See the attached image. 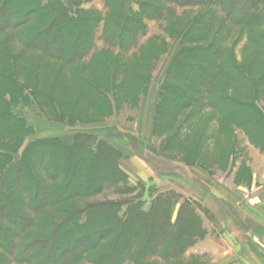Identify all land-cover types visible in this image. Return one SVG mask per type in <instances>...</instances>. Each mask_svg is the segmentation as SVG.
<instances>
[{
    "label": "rangeland",
    "instance_id": "rangeland-1",
    "mask_svg": "<svg viewBox=\"0 0 264 264\" xmlns=\"http://www.w3.org/2000/svg\"><path fill=\"white\" fill-rule=\"evenodd\" d=\"M43 1L47 5L55 4L60 10L67 8L68 12L64 15L68 14V17L74 19H79L86 12L92 16H106L108 10L107 0ZM122 1L127 9L137 10L139 7L137 0ZM250 1L239 0L235 3L234 10L237 13L239 7L244 6L236 20L244 16L245 11L258 18L264 16V0H255L258 2L256 6L248 8L247 3ZM20 4L24 6L22 9L15 8ZM168 7L172 10L171 14L174 13L171 21L165 17L146 22L148 34L141 36L139 41L146 50L141 51L137 47L126 52L116 46H108L102 38L101 23L92 30L94 39L89 52L81 59L69 61L71 53L88 44L85 40L79 43V39H69L68 36L77 31L75 26H65L63 33H58L57 27H50L47 23L49 13L30 12L33 8L29 7V0L24 3L22 0H0V105L6 104L10 111L14 110L22 118V128L26 127L22 132L21 128L1 125L0 145L19 152L8 154L9 158L0 159V163L20 159L23 151L38 140L60 139L69 144L75 136L82 137L86 141L90 140V144L95 142L93 149L98 148L99 142L113 147L119 154V162L115 160L116 163L134 188L123 193L105 188L99 195L74 198L60 206L48 207L38 215H31L27 210L23 216L33 218L36 226L24 231L19 240L12 237L16 243L25 245L37 240H47L53 224L60 223L66 214H73L79 207L89 203H119L117 217L122 221L133 216L130 212L135 207V213L149 216L146 219H151L160 207L156 212L168 214L175 231L181 228L180 219L182 218L183 223V218L190 216L189 209L192 206L199 217L201 237L180 256L166 259L156 254L147 255L139 260L140 264H263L264 226L261 219L264 215L261 210L248 203L246 198H251L252 194L246 192V189L252 185L255 174L258 175L264 168V151L256 146L257 143L264 144V123L255 120L248 125L250 134L255 139V143H252L238 126L220 123L217 119L211 122L210 129L206 132L207 142L204 141L200 151L195 144L200 140L204 125L213 113L211 109H204L205 113H202L194 126L184 130L178 146L166 149V136H172L177 131L178 126H181L180 121L189 110L166 135L161 136L154 129L157 104L160 102L167 70L178 51L183 48L176 32L181 31L192 17L205 11L201 7L186 8L169 3ZM216 9L221 10L219 6ZM221 14L220 11L217 17L223 19ZM220 19L216 22L217 26L222 21ZM61 24L64 25L63 22ZM169 29L173 31L172 37L167 33ZM38 32L40 36L37 35ZM233 32L231 39L225 44L224 61L234 60L236 64L252 70L255 81L260 78L262 81L264 43L258 37L264 36V26L238 24ZM64 33L67 34L65 38ZM162 42L166 43L165 53V45L161 48ZM152 50L154 52L151 54ZM120 64L126 65V75L116 71L114 76L113 71ZM124 80L126 82L118 95L115 91L110 94L112 104L106 103L99 87V91L92 87L93 83L101 88H108L112 83L118 86ZM226 85V78L220 77L211 92L212 97L219 95V88ZM260 85V89L264 90V81ZM235 89L241 92L243 86L239 84ZM115 96H119L120 100L117 101ZM126 99L132 100V103ZM254 103L264 111V93ZM61 111L64 117L60 116ZM146 117L152 120L151 130L147 132L144 124H140V127L137 124L138 121L144 123ZM234 119L237 122L241 120L238 117ZM39 120L41 122L37 124ZM43 126L46 128L45 133H41ZM197 152L200 155L195 158ZM80 174L83 177L85 173ZM0 202L3 204V199L0 198ZM3 214L10 215L8 217L12 222L22 221L21 217L11 215L8 210ZM112 216L106 210L95 215L94 219L104 226L102 222H111ZM86 220L85 217L82 218L83 223ZM0 223L10 236L14 230L12 225L9 226L4 221ZM63 228L64 232L69 230ZM64 232L58 234L60 236H57V242L62 248L72 249L70 247L80 237L78 234L68 235ZM100 233L104 237L100 246L77 264H98V256L107 250L114 238L110 227H102ZM141 233L134 247L136 251L143 247V239L146 238ZM7 238L1 237L2 247L9 246L11 240ZM126 238L121 241L122 244L128 242ZM172 239L171 234L167 241ZM39 247L42 248L41 245ZM5 248L0 249L1 254L8 251ZM128 255H125L122 264H138L133 255ZM6 257L10 261L8 264H15L11 263L15 262L12 256L8 254ZM43 262L42 259H36L26 264H44Z\"/></svg>",
    "mask_w": 264,
    "mask_h": 264
},
{
    "label": "trees",
    "instance_id": "trees-1",
    "mask_svg": "<svg viewBox=\"0 0 264 264\" xmlns=\"http://www.w3.org/2000/svg\"><path fill=\"white\" fill-rule=\"evenodd\" d=\"M22 1L24 3L25 0ZM114 1L107 0L106 16L105 14L104 16H92L86 12L79 19L68 17V14L64 15L68 12L67 8L60 10V7L56 8L55 4H44L43 0H29V7L33 8L30 10L31 13L36 11L49 13L47 23L50 24V27H57L58 33H63L65 26H75L77 31L70 35L68 33L69 39L75 38V41L79 39V43L87 41L86 46L76 49L69 55V61L81 59L89 52L88 49L92 48L93 45H90L94 39L92 30L101 23H103L102 38L108 46H116L126 52L137 47L144 51L146 48L144 49L139 41L141 36L148 34L146 22L162 20L165 17L171 21L174 13L171 14L172 10L170 11L168 3L179 7L205 9L203 13L192 17L181 31L176 32V36L181 38L183 48L178 51L167 70L160 102L157 104L154 129H157L161 136L166 135L167 131L174 128L179 118L189 110V113L180 121L181 126H178L177 131L172 136H166V149L178 146L183 138L184 130L191 129L203 115L202 113H205L204 109L208 108L213 110V113L204 125L200 140L195 144L198 151L202 149L204 141L207 142L206 132L210 129L211 122L217 119L220 123L226 122L229 125L238 126L248 135L249 140L255 143L248 125L253 124L255 120H261L264 123V111L254 103L255 99L264 93V90L260 89V83L264 81V76L262 81L261 78L255 81L252 78V70L236 64L234 60L225 62L223 54L226 42L234 34L235 26L238 24L250 26L252 24L263 27L264 16L258 18L255 17L257 15H251L245 11L244 16L242 15L239 20H236L238 13H241V9L244 7H239L238 13L234 10L235 3L239 0H137L136 3L139 6L137 10L127 9L122 0L120 3H118L119 0ZM257 3L255 0H251L247 3L248 8L255 7ZM217 6L221 8L223 19L217 17V14L220 13L216 9ZM23 7V4H20L15 8L22 9ZM218 19L222 20L219 26L216 25ZM39 32L41 33V30ZM39 32L37 35L40 36ZM167 33L172 37L171 29ZM66 35L64 33L63 37H67ZM259 36V41L264 43V36ZM164 45L163 52L165 53L166 43L162 42L161 48ZM153 52L152 50L150 53ZM108 65L112 66L110 63ZM125 66L120 64L114 71L112 70L114 76L116 71L117 73L118 71L122 72L125 76L127 70ZM220 77L226 78L227 85L224 88H219V95L214 98L211 92ZM125 82L124 80L118 86H114L112 83L108 88H101L93 83L92 87L95 89L99 87L101 90L98 88V91L100 90L101 95H104L106 103L112 104L110 94L115 91L118 95ZM239 84L243 86L241 92L235 89ZM119 98V96H115L117 101L120 100ZM126 101L132 103V100L126 99ZM62 114L61 111L60 116L64 117ZM235 117L241 120L237 122ZM5 124L21 128L22 132L26 129V127L22 128V118L18 117L14 110L10 111L6 104L5 106L0 105V127ZM21 136L26 137V135ZM90 143V140L86 141L82 137L76 136L69 144L60 139L38 140L23 151L20 159L14 162L10 159L8 162L5 160L6 162L0 163V198L4 201L3 204H0V221H4L14 228L12 232L10 231L9 236L3 225H0V239L5 236L11 240L7 248L2 247L0 243V249H8L4 252L5 254L0 253L2 264L10 263L6 257L8 254L15 261L11 263L15 264L31 263L36 259H42L44 264H77L100 246V242L104 239L100 233L102 227H110L111 235L115 239L113 238L108 244L107 250L98 256V264H122L126 254H129V257L133 255L138 264H140L139 260H143L147 255L156 254L166 259L180 256L187 247L201 237L199 217L192 206L189 209L190 216L183 218V223L181 218V228L179 231H175L174 225L169 221L168 214L157 213L160 207L151 219H146L149 216L144 213H135L134 211L137 209L135 207L130 212L133 216L122 221L117 217L119 203L105 202L89 203L79 207L73 214H66L60 223L53 224L51 234L45 241L37 240L25 245L16 243L12 237L19 240L18 238L24 231L36 226L33 218L30 219L28 215L23 216L27 210L31 215H38L48 207L60 206L74 198H89L99 195L105 188H111L116 193L129 192L133 188L127 182L119 164L116 163L119 158L118 152L110 145L100 142L97 143L98 148L93 149L95 142L94 144ZM256 146H260L264 151V144L257 143ZM18 152L0 145V159H8V154H17ZM198 155L200 154L197 152L195 158H198ZM80 172L85 173L83 177ZM10 185L12 186L10 187ZM17 188L20 190L18 191ZM166 199L165 197L164 200ZM186 205H188L187 202L185 207H187ZM5 210H8L11 215L21 217L22 221L20 223L12 222L8 217L10 215L3 214ZM106 210L113 216L111 222H102L105 224L103 226L95 221L94 217ZM83 217L87 219L85 223L82 222ZM63 227L69 228V230L64 232ZM63 232L68 235L70 233L79 235L80 238L74 243L75 245L70 247L72 249L62 248L61 244L57 242L58 234H63ZM140 233L146 238L143 239V247L141 246L142 248L136 251L134 247H136ZM171 234L173 239L167 241ZM124 236L127 237L126 244L121 243L125 239ZM22 245L23 247H21ZM66 257H68L67 260Z\"/></svg>",
    "mask_w": 264,
    "mask_h": 264
},
{
    "label": "crops",
    "instance_id": "crops-1",
    "mask_svg": "<svg viewBox=\"0 0 264 264\" xmlns=\"http://www.w3.org/2000/svg\"><path fill=\"white\" fill-rule=\"evenodd\" d=\"M147 119L148 118L146 117L144 123H142L141 121H138L139 123H137L139 125V127H140V124H144V129H145L146 132L151 130L150 127H151V124H152V120L150 118L148 120ZM33 121H36V120H33ZM40 122H41L40 120L37 121V124H39ZM43 127L44 128H41V129H43L41 131V133H45L46 132L45 126H43ZM61 129H62V127H61ZM146 135H148V134H146ZM146 139H147V137H146ZM262 164H263V167H264V158H263ZM262 164H261V166H262ZM247 189H250V190L252 189V190L250 191V190H247ZM247 189H246V192H249L250 194H252L250 196L251 198H246V199H248V203H250L251 206L255 207L257 210H261L263 215H264V168H263V170L260 173H258V175L255 174V178L253 180L252 185L249 188H247ZM257 192H258V194H257ZM263 219H264V216L261 219V222H262L261 224H263V226H264V220ZM263 245H260V246H263ZM262 249L264 250V246L262 247ZM261 262L264 264V261H261Z\"/></svg>",
    "mask_w": 264,
    "mask_h": 264
}]
</instances>
